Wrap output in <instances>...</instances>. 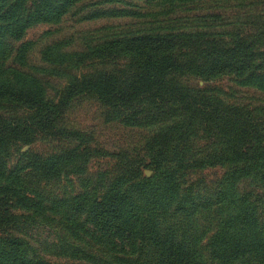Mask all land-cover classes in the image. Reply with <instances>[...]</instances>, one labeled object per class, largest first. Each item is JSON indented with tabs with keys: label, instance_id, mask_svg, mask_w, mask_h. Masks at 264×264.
I'll return each instance as SVG.
<instances>
[{
	"label": "trees",
	"instance_id": "obj_1",
	"mask_svg": "<svg viewBox=\"0 0 264 264\" xmlns=\"http://www.w3.org/2000/svg\"><path fill=\"white\" fill-rule=\"evenodd\" d=\"M76 1L0 0V73L7 75L0 77V108L25 107L34 113L33 126L46 131L74 99L92 96L123 125L159 126V132L147 145L150 179L118 182L121 186L101 195L86 199L78 194L70 201L71 212L83 213L84 220L70 216L66 224L106 249V258H99L70 244L71 264H264V136L252 113L207 98L196 88L198 81L225 73L240 78L248 73L260 83L263 73L259 76L252 65L264 72V52L242 33L226 43L189 24L176 32L109 40L83 54H49L60 64L119 67L71 77L54 104L21 71L28 47L22 40L33 26L67 15ZM206 1L160 0L158 5L185 8ZM133 14L115 10L106 15ZM9 60L16 63V72ZM22 126L0 116V181L3 145ZM29 127L26 123L25 129ZM198 143L203 146L194 149ZM58 162L34 160L31 168L52 174ZM222 167L227 169L216 182H178L186 173ZM0 189V264H51L36 258L25 240L8 231L32 219L14 215L6 202L29 207L23 190L16 182H0ZM200 220L208 223V232L199 228Z\"/></svg>",
	"mask_w": 264,
	"mask_h": 264
},
{
	"label": "rangeland",
	"instance_id": "obj_2",
	"mask_svg": "<svg viewBox=\"0 0 264 264\" xmlns=\"http://www.w3.org/2000/svg\"><path fill=\"white\" fill-rule=\"evenodd\" d=\"M159 1L78 0L72 3L69 13L58 21L35 25L26 32L22 43L28 47L21 71L40 85L45 100L56 104L71 77L119 67L98 62L60 64L49 59V54H83L109 40L130 39L152 32H176L189 24L205 30L214 40L226 43L234 34L242 33L264 52V0H207L185 8L179 4L160 6ZM115 10L135 14L106 15ZM11 46L15 47L16 42ZM11 61L9 67L16 72V63L11 64ZM252 68L259 76L263 73L260 83L253 82L248 73L241 78L225 73L205 82L198 81L196 88L204 91L207 98L252 113L264 136L261 111L264 109V72L254 65ZM4 76L7 77L0 73L1 78ZM189 85L190 89H195V80ZM0 116L10 123L23 125L3 145L4 179L0 182H16L29 207H22L11 199L6 202L14 215L32 216L8 231L25 240L34 250V256L47 263L71 264L70 244L91 256L106 258L102 245L66 224L70 216L79 223L84 220L83 213L71 212L70 201L78 194H85L86 199L101 195L109 187L121 186L118 182L150 179L153 169L149 166L151 156L147 145L159 132V126H125L116 113L92 96L74 99L46 131L33 126L34 113L25 107L3 105ZM26 123L30 124L28 130ZM202 146L198 143L193 148ZM57 159L60 162L55 165V173L43 175L31 168L34 160L50 163ZM226 169L207 168L186 173L178 182H216ZM197 224L202 232H208L205 220ZM115 250L119 252L118 248Z\"/></svg>",
	"mask_w": 264,
	"mask_h": 264
}]
</instances>
